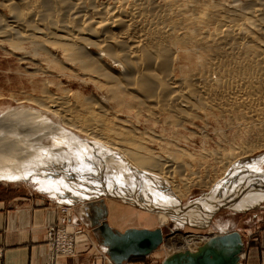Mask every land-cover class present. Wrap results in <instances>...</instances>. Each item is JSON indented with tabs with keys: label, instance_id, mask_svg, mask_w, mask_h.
<instances>
[{
	"label": "bare ground",
	"instance_id": "bare-ground-1",
	"mask_svg": "<svg viewBox=\"0 0 264 264\" xmlns=\"http://www.w3.org/2000/svg\"><path fill=\"white\" fill-rule=\"evenodd\" d=\"M101 1L0 0V6L6 7L11 13L10 22L5 23L0 17V38L9 39L14 50L20 49V41H27L32 53L39 55L41 65L33 68L30 74L32 77L34 75L46 77L42 94L38 99V104L42 106L39 116L51 118L60 126L75 129L78 134L88 139L86 143L102 149L101 152L98 149V154H94L98 156H92L95 152L93 150L97 147L91 150L82 148L77 154H72V145L76 141L63 143L64 135L67 136L66 131L55 125L53 126L61 132V136H56L57 133L53 135L54 132L51 133L52 135L48 133L50 144H44L40 136L43 134V129L49 127L50 123L42 120L43 123L35 124L36 128L30 126L25 129L19 126L20 129L15 132L16 134L14 133L15 135L13 134L14 136L10 133L13 136L12 139L7 136L9 138L7 140L5 136L4 140L7 141L2 142L4 137L2 135L0 164L2 165L3 162L5 167L3 165L2 167L7 170L8 165L13 167L12 169L20 166L23 169L17 172L15 168L17 174L11 170L9 177H15L18 174L21 179L30 180L33 177L30 181L35 183L36 189L48 195L50 193L53 199H62V201L65 200L64 202L71 203L75 198L99 195L101 192L112 194L120 192L126 193L127 197L123 198L132 204L167 211L170 208L168 198L172 197L170 194H165L168 198L162 202H160L161 195L158 194L159 199L157 198L158 202H156L146 201V198L145 201L141 200L140 196L144 194L128 195L130 194L127 193L128 188H125L127 191L123 189L125 192L119 191L123 181L117 180H124L126 174H131L130 170L127 172V169H124L127 172L124 178L120 176L124 174L123 170L119 171L121 174L114 172V175L120 174V177L114 178L118 183H122L120 185L116 182L112 183V172L111 177L106 173L108 177L105 176L107 177L105 178L104 175L100 177L97 174V172L100 173L99 170H95V176L94 172H91L94 169L88 171L87 164L89 161L92 163V157H94L93 160L97 159L95 157H98V160L101 159L99 153L103 157L102 151L104 155L108 153L109 156L113 152L122 160L124 159L128 163L127 166L145 168L155 176L170 181L174 176H178L182 186L191 183L190 178L183 176L181 170L183 166L177 161L176 155L172 159L155 160L149 148L148 151L143 149L146 147L144 145L141 147L142 141L133 137L132 131L135 129L131 131L126 127L122 128L113 112L127 113L128 111L130 113L132 110L137 112L134 115H139L145 111L148 113L147 117L154 119L163 117L166 123L176 126L197 117L200 110H211L213 113L227 115V117L245 111L240 119L252 120V123L258 127H263L264 0H244L240 3L238 1L227 3L222 0H112L109 1L110 3L103 2L104 4ZM27 53L31 54V52ZM37 55L32 54V57L37 58ZM59 74L68 76L69 80H78V83L82 85L92 83L99 94L84 95L79 91H72L68 86L61 87L59 81L55 84L51 79ZM52 86L56 92L50 90ZM30 131L32 134L26 133ZM258 132L260 136L257 143L250 145L243 143L242 147H234L233 149H238L240 153L231 149L233 156L235 157L236 152L247 156L249 152H253L252 150L255 151L264 146V128H260ZM14 149L17 156H14L15 153L12 154ZM9 151L12 153L8 154ZM26 151L29 153L27 154ZM90 154L91 158L88 159ZM229 157H231L230 154ZM229 157L225 159V162H231ZM107 158V160L112 159L108 156ZM111 161L115 162L114 159ZM222 163L224 161L220 164ZM26 164L33 166L31 170H34H30L29 178L28 174H23L29 169L25 170ZM113 165L112 163L109 166L108 163V168L112 171L113 167L117 168ZM102 166L105 167L103 164ZM31 172L34 175L30 174ZM103 177L105 179L110 177L112 184L109 185ZM133 177L135 179L134 175ZM146 177L149 176L146 175ZM150 178L149 180L140 179L144 181L142 185L146 183V186L150 187L147 184L148 181L153 180ZM232 178L229 175L225 180L231 183L229 180ZM136 179L139 180V178ZM234 179L231 185L234 184ZM75 183L76 186H74ZM237 183L236 186L241 187V183ZM57 184H60L63 190L60 187H53ZM225 184L224 187L222 184L214 189L213 195L221 199L226 193H231V190H227L230 184H227L228 186ZM142 185L140 186L146 187ZM155 187L157 188L156 185ZM152 194L155 196L154 192ZM152 194L151 197H153ZM161 199L164 198L161 197ZM85 205L87 203L83 205V210ZM101 205L97 208L103 210V204ZM154 205L158 207L154 208ZM159 212L162 211L159 210ZM164 214L167 215V213ZM171 215L168 216L172 217ZM176 224L181 226L182 222ZM171 235L163 236L161 244ZM104 253L113 264H116L105 251Z\"/></svg>",
	"mask_w": 264,
	"mask_h": 264
},
{
	"label": "rangeland",
	"instance_id": "rangeland-1",
	"mask_svg": "<svg viewBox=\"0 0 264 264\" xmlns=\"http://www.w3.org/2000/svg\"><path fill=\"white\" fill-rule=\"evenodd\" d=\"M109 1L111 2L112 0H108V1L102 0L101 2L110 3ZM213 1H218V0H213ZM222 1L227 3H231V2L237 3L236 1H238V3H240L244 0H222ZM0 15L2 20L5 21V23L6 21L10 22L11 13L9 9L7 10L6 7L0 6ZM6 39L2 40V38H0V122H1L0 138H2L3 137L2 135H4L2 142L7 141L9 139L7 138V136L12 139L13 136L16 134L15 132L19 130L21 126L22 128L25 129L30 128V126L35 127V124L39 125L43 123L42 122L43 120L45 123L48 124L50 123V125L46 129H43L42 131L43 134L40 136V140L44 144H48V143L50 144L51 140L48 133L51 134L52 132H54V134L52 133L53 135L57 133L56 136L57 135L61 136V132H58V129L55 128V126H60V125L54 123L51 118H41V116H39L42 106L38 104L39 103L38 99L42 94V86L44 80H46V77L42 75L40 76L34 75L32 77L30 75L32 73L33 68L35 69L36 66L39 67L41 65L39 64L40 63L39 55H37L36 53L35 55H37L36 56L37 58L32 57V54L33 56L35 55L34 53H32L33 51L30 49V45L27 43V41H20L21 43L20 49H18L20 51H18L12 49L9 39L7 40ZM23 52H25L26 54ZM27 52H31V54ZM22 56L25 58H23ZM28 59L30 60L28 61ZM36 63L39 65H37ZM51 79L54 80L55 84L59 81L61 87L68 86L69 88H71L72 91H79L84 95H93L95 93L99 94V91L94 87L92 83H86L82 85L78 83V80L75 79L69 80L70 78H68V76L63 74L55 75V77ZM50 90L56 92L54 90V86H52ZM134 112L135 111L132 110L130 111V113L128 111L127 113L125 111H119L117 113L113 112V114L116 116L115 119L118 121V123L122 125V128L126 127L127 129L129 128L131 131L135 129L134 131H132L133 137L135 136L134 137L135 139H139L140 141H142L140 144L139 143L140 141L137 140L138 144H140L141 147H143V145L146 147V148L143 147V149L148 151L149 148V152H151L155 160L158 159L167 160L169 158L172 159L176 155L177 161H179V163L183 166L181 168L183 172L182 173L183 176L186 175V178L187 177L190 178L191 183L189 182L190 184L187 183V185H184L183 183V185L185 186L184 187L182 186V181L180 182V180L178 179V176L177 177L174 176L173 180L170 181L162 177L155 176L145 168L142 167L136 168V166L132 167V165L127 166L126 164L128 163H126L124 159L122 160L121 157H119L113 152L111 153L112 155L109 156L107 155L108 153L107 154L105 153L106 155H104V152L102 151L103 157L105 156V158L103 159L101 153H99V157L102 160L101 159L98 160V157H95L97 158L96 159L97 161L93 160L94 157L91 158V154H92L91 153L88 159L91 158L92 163L90 161L88 162L89 163L87 164L89 165L88 171H91L90 169L92 170L94 169L91 172H94V175L96 176L95 170L96 171L99 170L100 173L97 172V174L99 176L104 175V177L105 176L108 177V174L111 177V174L113 173V176L111 177V179L113 180H111L110 177L108 178L109 180L105 179L107 177L105 178L103 177L105 181L107 180V183H109V185L112 184L113 182L118 183L119 181L120 182L123 181V184L121 183L122 185L118 183L121 185L120 188L121 190L119 191L125 192L123 191V189L128 188L129 191L125 189L127 193L128 192L130 193L128 195L135 196L139 194L140 195L144 194L143 196L139 195L140 197H142L141 200L144 201L146 198V201L149 200V201L158 202L156 199L157 198L159 199L158 194H160L161 201L160 200L159 201L162 202L166 198H168L167 195L170 194L172 197L171 199L168 198L170 205V208L167 210L168 212L162 209L156 210L150 208L149 206H147L148 208H145L144 206H140L138 204L137 205L132 204L128 200L124 199L127 197L126 196L127 194L126 193L123 194L120 192L116 194L101 192L99 195L75 198L71 203L64 202L65 200L62 201V199L61 200L53 199V197L50 196V193L48 195L47 193L39 192L36 189L35 183L33 181H30L31 179H33V177L31 176L34 175L32 172L30 173L32 174L30 175L31 177L30 180H27V178L21 179L19 174L18 176L16 175L17 173L15 168H17V172L19 170H22L23 168H20L19 166L20 168L19 169L18 166H15V168L12 169L13 167L11 168V166L8 165L9 167H7L8 168L7 170L6 168H3L5 167L3 162H2L3 167L0 164L1 165L0 169L3 168L2 170H0L1 172L0 197L11 198L13 196H21V197L28 196L40 200L39 204L43 206L53 207L57 212V216L54 221L48 224V226L59 220L61 215V211H60L61 207L63 208L68 207V209L67 208L66 209L70 217L69 230L71 232L78 230L80 231V233L77 234V237L74 242V247H75L74 255L71 256L70 258H63V257L56 258L54 264H83V263H78V261L80 262L81 260L80 259L76 260L75 258L80 256L83 257L86 255L89 256L90 252H91L90 254L91 263L89 262L88 264H93L94 261H98L100 259H101L100 264H104V263L113 264L109 260V258L105 255L104 253L105 250L103 251L104 247L99 243L102 237L100 235L99 230L96 228L97 225L96 224L94 226L92 225V219H98L100 221V224L103 220L109 227L120 232H123L124 230H127L129 228H147L151 230L155 228H160L162 235L164 237L172 234L171 236L166 237L163 243L162 244L160 243L161 245L157 249L153 250L152 252L144 256L130 257L126 262L122 264H161L164 259H166L175 252H182L185 250L193 251L197 249L199 245L202 242L206 241L207 239L217 234H222L232 230L238 231L242 240V249H241L239 264H246L251 245L257 239V236L259 235V230L264 228V146L260 147V149L258 148L255 149V151L252 150L253 152H249L247 156L240 155L238 149H233V148L238 146L242 147L244 146V144L246 145V143L247 144L249 143V145L257 143V140H259V136H260L258 134L260 132L258 131L260 128H264V126L263 127L259 126L260 127L259 128L258 125L252 123V120L248 121L246 119H240V116L242 117V115L245 114V111H240L241 113L243 112L240 115H238L240 113L238 112V114H232L229 115L230 117L229 116L227 117V115H218L215 112L213 113L211 112V110H200L199 113L197 112L198 113L197 117L195 116L189 121H186L176 126L169 125L168 123H166L167 121L165 122L163 117L162 119L161 118L154 119L152 117H147L148 113H146L145 111L139 115H134L137 113ZM33 114L35 117L33 116ZM27 118H29L30 121ZM7 121H9L10 123ZM262 124L264 125V119ZM60 127L65 129L66 135L69 137L68 139V137L64 135V138L62 137L63 139H65L63 140L64 141L63 143H70L71 141L73 142L76 141L75 144L72 145V149H71L72 154L74 155L77 154L79 149L81 150L82 148L90 149V150L91 148L96 149L95 147L97 146L89 145L88 143H86L88 142V139L78 134L75 129L67 126L65 127L60 126ZM15 128L16 130H14ZM50 129L51 130L53 129V131H51ZM10 133L12 135L14 133L15 134L12 136ZM26 133L32 134L31 131ZM5 136L7 140H4L6 139ZM32 149L34 150V148ZM98 149L99 147H97L96 150H93V152L94 151L95 152L92 154V156H98V155H94L95 153H97ZM231 149L233 151L234 150L238 151L239 153L236 152V155L234 157L233 156L234 154L231 151ZM99 150L98 151L101 152L102 149ZM15 151L16 149H14L13 153L8 152V154L15 153L14 156H17ZM26 152L27 154L29 153V151ZM228 153L232 158L229 157ZM156 155L158 156L156 157ZM107 156L109 158L112 157L111 160L114 159L115 162L111 160H107L108 159ZM223 156L225 158H223ZM227 157L230 158V159L228 158L231 161L230 163L229 161L225 162V159ZM219 159L221 161H219ZM100 160L102 162H100ZM103 160L110 162H106ZM218 161L220 163L224 161L225 164L224 163L220 164ZM108 163L109 166L110 164L113 163L114 164L113 166H117L118 169L116 167L115 168L113 167V171H112V169L108 168ZM102 164L105 165L106 168L102 166ZM120 164H121V168H120ZM228 164L231 165L229 166ZM28 165L29 164H26L24 166L26 167L25 170L29 168L27 170L28 173L26 172L23 174L24 175L28 174V178H29V172L33 166H28ZM122 166L124 167L127 166V167L124 168ZM224 166H227L226 167L227 169ZM94 167L98 169H95ZM262 167L263 169H261ZM108 169L110 171H108ZM124 169H127V172L131 171L130 172L131 174L130 173H129L130 175L126 174L127 172ZM11 170L13 171V173H16L15 177L14 176L9 177V175L11 176L10 174ZM122 170L124 174H121ZM7 171H9V173H7ZM141 171L144 173H142ZM114 172L115 173L118 172L121 175L120 174L114 175ZM133 172L135 173L132 174ZM13 173L12 175H14ZM106 173L108 174L106 175ZM119 175L123 178L125 176V179L123 180L118 178L119 180H117L118 181L117 182L115 179L116 176L118 177ZM133 175L135 176V179L139 178V180L137 179L135 180ZM146 175L149 177L147 178ZM229 175L231 176V178L233 177L232 179L235 178L233 185H231V183H233L232 179L229 180L231 181V183L230 182L228 183L225 180L226 178L228 179ZM150 176H152L151 178L153 180H151ZM154 176L156 177L155 179ZM149 178L151 180L150 182L148 181ZM140 179L141 180L148 179L147 184H149L150 187H147L148 185L146 186V183L142 185L144 181L142 182ZM191 179H193L192 180L193 182L191 181ZM110 180L112 181V183ZM130 181L132 184L135 182V184L137 183L139 186L137 184L132 185L131 183H129ZM237 182L241 183L240 185L241 187L236 186L238 185ZM225 183H227L228 185L230 184L229 189L227 190L229 191L231 190V193L229 194L226 193L221 197V199L217 197V195L215 194L213 195L212 191L217 187L221 186L222 184H223L222 187H224ZM154 184L157 186V188L155 187ZM76 185L77 184L75 183L74 186ZM140 185L142 186L145 185L146 187H141ZM152 185L155 188L152 189L151 188L153 187ZM57 186H53V187L56 188L60 187V189L63 190V187L60 186V184H57ZM230 186L232 189L230 188ZM53 187H51V189H53ZM183 187L185 189H183ZM151 189L155 193L156 197L154 196V194H152L153 192ZM177 190H179V192L181 191L182 192L177 193ZM158 191H160V193ZM164 191L166 193H164ZM147 193L150 194L148 195ZM145 194L147 195V197L148 196L149 197L148 198L145 197L146 196ZM151 194L153 197H155V199H153V197L150 196ZM161 197L164 199H161ZM98 199H102V200H98ZM85 203H87V205H85L83 210V205ZM101 204H103V210L102 208H97L102 206ZM153 207L155 208L158 206L154 205ZM159 210L164 213H167V215H165L162 212H159ZM170 214H172L171 215L172 217L168 216ZM101 217H103L104 219ZM181 222H182L181 226L176 224V223L180 224ZM47 228H46V232H47ZM45 245H46V260L44 264H47L48 262L47 239L45 240Z\"/></svg>",
	"mask_w": 264,
	"mask_h": 264
},
{
	"label": "crops",
	"instance_id": "crops-1",
	"mask_svg": "<svg viewBox=\"0 0 264 264\" xmlns=\"http://www.w3.org/2000/svg\"><path fill=\"white\" fill-rule=\"evenodd\" d=\"M39 203L40 200L28 196L0 197V264L45 263L46 228L56 219L57 212ZM249 251L246 264H264V228L259 230ZM90 254L75 259L88 264Z\"/></svg>",
	"mask_w": 264,
	"mask_h": 264
},
{
	"label": "water",
	"instance_id": "water-1",
	"mask_svg": "<svg viewBox=\"0 0 264 264\" xmlns=\"http://www.w3.org/2000/svg\"><path fill=\"white\" fill-rule=\"evenodd\" d=\"M95 224L102 237L100 245L116 264H122L130 257L147 255L163 239L160 228H129L120 232L103 220L100 224L98 219H92V225ZM241 249V236L238 231L232 230L207 239L193 251L175 252L161 264H239Z\"/></svg>",
	"mask_w": 264,
	"mask_h": 264
},
{
	"label": "built area",
	"instance_id": "built-area-1",
	"mask_svg": "<svg viewBox=\"0 0 264 264\" xmlns=\"http://www.w3.org/2000/svg\"><path fill=\"white\" fill-rule=\"evenodd\" d=\"M67 207H61V215L57 222L52 223L47 228L46 239L48 242V262L54 264L56 258H70L74 255V242L80 231L71 232L69 230V213ZM107 264V263H104Z\"/></svg>",
	"mask_w": 264,
	"mask_h": 264
}]
</instances>
